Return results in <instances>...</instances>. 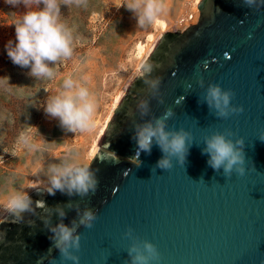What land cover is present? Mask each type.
<instances>
[{"label": "water", "instance_id": "obj_1", "mask_svg": "<svg viewBox=\"0 0 264 264\" xmlns=\"http://www.w3.org/2000/svg\"><path fill=\"white\" fill-rule=\"evenodd\" d=\"M197 8V24L161 35L121 97L91 158L95 194L32 191L34 204L43 201L51 211L37 207L19 221L9 212L0 219V264H37L42 257L43 264H60L48 230L61 222L57 205L68 226L78 222V211L97 214L93 228L77 229L79 264H130L128 228L156 245L155 264H264V7L202 0ZM211 84L231 89L232 104L244 112L218 118L205 101ZM168 109L167 130L183 128L192 139L186 164L173 158L165 171L155 168L162 156L155 144L135 160L132 137L136 125L154 123ZM216 132L244 139L243 176L226 178L207 165L201 150Z\"/></svg>", "mask_w": 264, "mask_h": 264}, {"label": "rangeland", "instance_id": "obj_2", "mask_svg": "<svg viewBox=\"0 0 264 264\" xmlns=\"http://www.w3.org/2000/svg\"><path fill=\"white\" fill-rule=\"evenodd\" d=\"M195 1L161 0L158 20L138 26L132 13L121 7L126 0H86L80 6L64 5L61 0V20L74 38L73 56L53 66V78L35 79L27 75L29 69L14 65L5 50L9 40L15 41L14 24L26 9L23 5L12 8L0 0V219L8 212L11 192L29 195L37 189L46 191L51 163H58L69 154L91 163L89 147L99 140L116 103L141 72L140 48L147 51L153 40L154 47L163 34L183 33L185 28L179 20L190 11H198ZM159 21L168 24L166 33L159 32ZM69 75L94 95V127L89 131L68 132L43 111L48 97L61 91L62 82ZM29 126L38 131L29 132ZM22 132L31 137L35 149L18 143Z\"/></svg>", "mask_w": 264, "mask_h": 264}, {"label": "clouds", "instance_id": "obj_3", "mask_svg": "<svg viewBox=\"0 0 264 264\" xmlns=\"http://www.w3.org/2000/svg\"><path fill=\"white\" fill-rule=\"evenodd\" d=\"M249 8L264 7V0H242ZM4 3L12 8L21 5L26 9L20 19L14 24L15 41L9 40L5 45L8 58L21 68L30 71L28 76L40 79H51L55 76L54 65L60 60H67L73 56L72 30L61 20V0H4ZM75 3L77 6L86 4V0H63L64 5ZM35 5V8L32 6ZM132 13L138 26L150 25L158 20L162 11L161 0H126L121 6ZM146 67L143 68V71ZM9 79L8 77H3ZM87 80V77L83 78ZM158 83V81L154 82ZM235 93L231 89H223L219 84H211L207 89L205 101L210 109L215 110L218 118L227 119L230 115H239L244 112L243 106H235L232 101ZM183 99V98H181ZM147 114V106L145 105ZM96 108L94 95L89 88L69 75L61 86V91L48 97L43 111L46 116L57 119L62 129L75 133L76 131H89L94 127L93 116ZM173 115L168 109L156 118L154 123L149 121L135 126L132 139L136 142V161L141 152L150 155L153 144L159 147L162 156L157 161L155 168L168 171L172 168V159L179 164L187 162L191 144V133L183 128L179 130H167L166 121ZM37 130L29 126L28 131ZM38 131V130H37ZM232 133H213L205 138V147L202 155L208 156L207 165L214 171L223 170L226 178L232 174L243 176L245 174L246 156L244 152V139L234 141L229 139ZM31 137L21 133L18 143L28 149H35L36 145L30 142ZM260 140L264 141V134ZM139 163L137 164V167ZM155 168L152 169L155 170ZM202 179V178H201ZM47 189L49 195L61 194L86 197L95 194L98 180L89 163H83L71 154L58 163L48 166ZM42 208L45 212L51 211L43 201L33 202L26 192L13 191L8 195L6 210L16 221L22 220L25 213L36 214V208ZM72 207V205H68ZM55 212L61 222L48 228L52 233L49 236L52 246L60 253V264H79L81 249V234L77 232L80 226L91 229L98 219L97 214L91 209L78 211L79 220L73 221L71 226L63 223L66 213L59 205L55 206ZM49 221H45L47 224ZM32 224V222L30 223ZM124 238L132 242L127 248L130 264H155L160 260V253L153 243L147 240H139L133 237V230L128 228ZM49 255L52 251L50 248ZM43 264V257L37 262ZM49 264H56V260L50 259Z\"/></svg>", "mask_w": 264, "mask_h": 264}, {"label": "bare ground", "instance_id": "obj_4", "mask_svg": "<svg viewBox=\"0 0 264 264\" xmlns=\"http://www.w3.org/2000/svg\"><path fill=\"white\" fill-rule=\"evenodd\" d=\"M202 0H196L195 1V5L197 6L198 4H199V2H201ZM196 13V16H195V21L197 20V16L199 15V10L198 11H196L195 12ZM189 14H191V11L190 12H188V13H186V14H184V16L182 17V18H180V20H179V24H180V26L181 27H183V28H188V27H185V26H183V21H184V19H185V17L187 18V16L189 15ZM157 28H158V30H159V32L161 33V34H163V33H166L168 30H169V26H168V24L166 23V22H164V21H159L158 22V24H157ZM184 29V30H185ZM153 44H154V40H153ZM153 44L151 45V47L146 51V50H144L142 47L140 48V50H139V54H140V57H141V62H140V64L139 65H142V62H144L145 61V59L148 57V55L150 54V52L152 51V49H153ZM140 68V67H139ZM120 97V96H119ZM119 101H120V99H119ZM119 101L116 103V106L118 105V103H119ZM115 106V105H114ZM116 108V107H115ZM112 111V110H111ZM115 111V110H114ZM114 111H112V112H114ZM104 132V131H103ZM103 132H102V134H103ZM102 134H101V136H102ZM100 139V138H99ZM99 141V140H98ZM98 141L97 142H95V144H94V142H93V145L91 146V147H89L90 149H89V151H88V156H89V158L91 159L92 158V156H93V153H94V150H95V147H96V144L98 143ZM92 161V160H91Z\"/></svg>", "mask_w": 264, "mask_h": 264}, {"label": "built area", "instance_id": "obj_5", "mask_svg": "<svg viewBox=\"0 0 264 264\" xmlns=\"http://www.w3.org/2000/svg\"><path fill=\"white\" fill-rule=\"evenodd\" d=\"M195 16H196V13L194 12V13H191V14H189L188 16H187V18L185 17V19H184V21H183V26H185V27H190V26H193V25H196L197 24V22H198V18H197V20L195 21ZM197 17H199V15L197 16ZM187 29V28H186ZM185 29V30H186Z\"/></svg>", "mask_w": 264, "mask_h": 264}]
</instances>
